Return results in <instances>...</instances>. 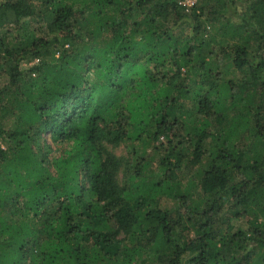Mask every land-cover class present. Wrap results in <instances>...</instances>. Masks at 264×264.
Returning a JSON list of instances; mask_svg holds the SVG:
<instances>
[{"label":"trees","instance_id":"trees-1","mask_svg":"<svg viewBox=\"0 0 264 264\" xmlns=\"http://www.w3.org/2000/svg\"><path fill=\"white\" fill-rule=\"evenodd\" d=\"M0 75V264H264V0H0Z\"/></svg>","mask_w":264,"mask_h":264},{"label":"rangeland","instance_id":"rangeland-1","mask_svg":"<svg viewBox=\"0 0 264 264\" xmlns=\"http://www.w3.org/2000/svg\"><path fill=\"white\" fill-rule=\"evenodd\" d=\"M179 3H180V6L182 8H185V10L188 12V10L195 6L198 2V0H178ZM22 25L24 24H29V19L25 18L22 20ZM37 59H35L34 61H32L31 63L29 64H24L23 68H26L28 67L29 65H33L35 63H37ZM7 82V78L6 76L4 75H0V86H3L5 83ZM162 140V139H161ZM138 147V146H137ZM132 148H133V145L131 142H124L122 143L121 145L119 146H109V149L115 154L117 155L119 158H121L124 162H130L131 161V158H130V153L132 151ZM138 149L140 150H143L142 147H138ZM151 156L153 157V165H152V170H154V172H157V163H158V159L159 157L161 156V154L159 155L152 152L151 153ZM119 181L121 182V184L123 183L124 181V178H123V174L122 173H119ZM162 202V207H173L174 206V202L173 201H170L166 198H163L161 200Z\"/></svg>","mask_w":264,"mask_h":264},{"label":"built area","instance_id":"built-area-1","mask_svg":"<svg viewBox=\"0 0 264 264\" xmlns=\"http://www.w3.org/2000/svg\"><path fill=\"white\" fill-rule=\"evenodd\" d=\"M38 61V60H37Z\"/></svg>","mask_w":264,"mask_h":264}]
</instances>
